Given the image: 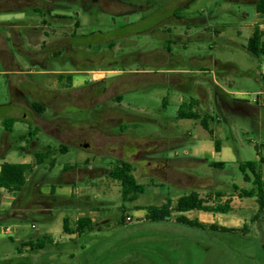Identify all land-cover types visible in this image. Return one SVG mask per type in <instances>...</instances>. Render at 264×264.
<instances>
[{
  "label": "rangeland",
  "instance_id": "obj_1",
  "mask_svg": "<svg viewBox=\"0 0 264 264\" xmlns=\"http://www.w3.org/2000/svg\"><path fill=\"white\" fill-rule=\"evenodd\" d=\"M121 1L131 6L123 14L117 12L122 8L114 0L102 1L110 4L109 10L99 3L92 5L89 13L81 12L78 5L69 6L66 10L72 14L78 11L82 28L77 32V41L87 46L90 44L91 53L108 51L111 43L116 44V50L107 60L113 62V66L98 67L105 70L95 76L88 74L90 82L93 78L101 79L113 75L114 70L110 69L109 73L106 68H137L135 55L152 54L168 46L173 63L162 68L178 71L176 78H196V83L193 84H199L206 89L202 93L206 103L204 111L216 117L212 125L224 145V152H215L213 139L198 121L177 119L179 105L188 100L189 92L171 85H141L123 95L121 108L135 117V120L125 123L129 125L128 132L134 140L153 137L156 145L145 150L147 158L167 162L168 168L176 176H190L195 180L172 179L168 174L170 171L162 170L161 167L158 171H151L145 166L143 173H140L134 165V175L139 183L145 185L146 191L136 202L124 204L120 184L108 178L107 172L97 173L94 175L96 177L92 174H78L72 185H60L58 182L63 181L60 178L63 167H66V171L86 170L88 165L84 162L89 161L96 170H110L117 162L114 158L125 159L126 156L102 157L86 149L70 147L67 153L55 155L57 165L53 172L49 171L48 162L38 167L31 178L32 182L28 183L23 192H19L18 197L23 196L22 201L25 203L34 183H41L38 188L40 196L50 197L52 185H56L54 188L57 191L53 192V196H57L59 201L74 200L76 206L67 207L63 203L54 205L52 210L55 219L52 222H46L40 213L31 212L28 213V220L13 218L0 223V227L10 226L15 230V227L30 228L35 224L41 232L50 229H59L62 232L65 211L74 213L73 221L79 214L89 216L95 219L100 230L95 229L73 243L61 246L62 262L69 263V254L73 252L77 258L80 257L77 263L73 261L75 264H264V214L258 213L257 201L252 196L255 180L251 170H248L249 180L246 182L244 174L238 168L240 164L248 161L258 162L264 156V152L260 151L264 145V108H259L260 112L254 114L251 113L252 110L248 112L246 109L224 108V117L218 122L222 107L219 102L215 109L212 94L214 82L225 86L229 92L237 94L238 98L250 102L261 99L259 92L264 89V55L256 57L245 49L254 32L251 24H264V13L257 15V0ZM26 12L34 22L41 21V18H36L30 11L21 13L0 8V32H7L9 25L18 20L27 21L28 18L24 17ZM55 27L52 24V28ZM169 28L170 33H167ZM214 29L220 30L218 36L213 34ZM69 30L72 31V28ZM51 39L53 40V36ZM193 58H213L222 64L232 63L239 74L230 73L222 81L218 72L220 69L210 65L206 73H200L202 69L199 62L193 64ZM156 60L162 61L159 57L154 59L155 62ZM33 68L35 67L29 63L25 71ZM58 68L55 62L49 67L50 70ZM64 68L72 69L69 64ZM38 71L40 68H35V73L25 76L24 84L18 87L24 95L34 96L38 91L35 84L46 87L47 90H51L53 84H56L55 76L39 75ZM14 77L5 73L0 64V142L6 133L4 121L19 114L11 108L16 103L12 95L17 88ZM84 81L85 77H77V84L81 85ZM103 99L106 97L103 96ZM204 111H201L203 115ZM86 114L87 112L70 109L63 116L77 125L78 121L85 119ZM101 121L103 123L100 126L109 133L118 131V127L112 128L115 125L112 121ZM28 127V123L17 122L13 132L9 133L10 148L5 157L7 162L19 164L27 157L24 152L29 149L31 138L22 139V132ZM33 128L31 125V129ZM38 139L40 145L34 150L35 154L44 151L48 146L57 147L56 141L45 132L39 131ZM192 157L200 159L201 163H188ZM231 157L236 162H227L224 169H213L208 165L219 160L228 161ZM138 158L137 156L134 160L140 162ZM128 160L132 161L130 158ZM143 166L144 163H141L142 168ZM261 171L264 173L263 167ZM71 190L75 192L73 196L69 193ZM77 191L79 192L76 195ZM192 191L198 192L202 197H207L210 191L222 192L221 197L212 194V203L230 204L232 209L228 214H218L213 224L236 231L213 232L182 227L176 224V213L164 225L149 224L145 219L146 211L136 210L137 207L162 205L167 197L175 203L180 196ZM78 206L81 211L77 213L75 209ZM202 214L204 215L200 211H192L189 218L198 220ZM128 217L132 219L131 222H128ZM204 224L212 225L210 222ZM11 236L14 237L0 231V260H8L6 264H29V254H19L20 243L11 240ZM61 236L66 237L62 234ZM62 237L59 235L56 238L63 244L66 241Z\"/></svg>",
  "mask_w": 264,
  "mask_h": 264
},
{
  "label": "flooded vegetation",
  "instance_id": "obj_2",
  "mask_svg": "<svg viewBox=\"0 0 264 264\" xmlns=\"http://www.w3.org/2000/svg\"><path fill=\"white\" fill-rule=\"evenodd\" d=\"M102 1L0 0V8L4 10L12 9L21 13L30 11L36 18H41L39 23L34 22L29 17L30 15H27L28 12H26L24 17L28 18L27 21L18 20L9 25L7 32H0V64L4 68L5 73L15 76L13 81L17 85V88L12 93L16 103L14 102L11 108L19 114L8 118H15L22 123L25 121L34 123L41 129V132H45L48 136L54 138L53 140L57 144L55 149L58 151L65 150L68 152L70 147H77L86 149L96 156L109 158H114L116 157L115 155L126 156L125 159H114L127 161H129V158L132 159L133 162H130L136 166L140 173H143L145 166L151 171H158L159 167H161L160 169L162 170L167 169L170 171H167L170 174V178L184 181L187 177L173 174L168 168L167 162H157L147 158L145 150L156 145L153 137L141 140H134L131 137L128 132L130 129L129 125L125 123L135 120V117L121 108L123 95L129 90L138 89L141 85L149 83L171 85L174 88L181 87L184 91L189 92L190 97L187 99L190 103L191 98L197 101L196 107L202 114L201 111L206 108V103L202 97V93L205 90L201 85L193 84L196 78H176L175 74L179 73L178 71L162 68L173 63L168 46L163 48L168 49L167 51L159 49L152 54L135 55L137 68L128 70L106 68L107 71L113 69V75L101 79L93 78L90 82L88 74L91 73L95 76L100 74L101 70H105V68L99 69L98 67L113 66V62L107 60L116 50V44L111 43L108 51H100L97 54L91 53L90 44L87 46L77 41V32L82 28V23L78 18V11L72 14V12L68 13L66 10L69 6L78 5L81 12L89 13L90 7L98 3L108 9L110 4H104ZM114 1H117L119 7L121 6L122 8L117 11L120 14L126 13L125 10L131 7L128 3L121 0ZM74 17H77V20H74ZM52 24H55L56 27L52 28ZM70 28H72V31L69 30ZM166 32L170 33V28ZM52 36L53 40L51 39ZM75 38L76 41H74ZM168 41H170V37ZM156 57L161 58L162 61L157 62L156 60L155 62L154 59ZM196 61L199 62L198 65L200 67L216 66V61L207 58H193V64ZM52 62L57 63L59 68L52 70L56 74L57 86L56 94L51 99L46 96L47 88L39 84H35L38 91L34 96L32 94H29V96L24 95L23 91L18 89L24 84V77L29 75L25 71L29 63L40 68H49ZM66 64H69L72 69H65ZM200 73L204 74L206 72L202 70ZM78 76L85 77V81L81 85L75 84ZM212 94L214 106L217 109L219 102L222 101V96L217 84L214 82ZM103 96L106 97L105 100ZM34 102L45 105L47 111L43 114L36 112L33 109ZM235 108L244 109V107L240 106ZM70 109L87 112V116L85 119L78 121L77 125L71 124V121L63 116ZM99 113L103 115L100 116L98 115ZM101 119L105 122L112 121L113 124L115 123L112 128L118 127V131L109 133L104 130L100 126L103 123ZM116 140L120 142H116ZM137 156L140 162L134 160ZM141 163H144L143 168ZM72 170L74 171V169L69 171ZM108 170H96L90 165V170L86 173L96 177L94 176L95 174L105 173ZM69 171L67 170V172ZM151 178L153 177L151 176ZM170 178H168L169 181Z\"/></svg>",
  "mask_w": 264,
  "mask_h": 264
},
{
  "label": "trees",
  "instance_id": "obj_3",
  "mask_svg": "<svg viewBox=\"0 0 264 264\" xmlns=\"http://www.w3.org/2000/svg\"><path fill=\"white\" fill-rule=\"evenodd\" d=\"M149 4V3H148ZM256 9L259 13H264V0H257ZM145 7H142L144 9ZM148 8V7H146ZM213 34L218 36L220 34L219 29H214ZM245 49L252 54L253 56L260 57L264 55V41L263 34L259 27H255L254 32L250 39L248 40V44ZM216 67L221 71H228L232 75L239 74L238 69L233 65L221 64L216 61ZM203 71H207L206 68L201 67ZM220 70L218 71L219 74ZM179 90H183L181 87ZM206 91V89H204ZM197 101L191 98V103L188 108H180L178 111L177 119L178 120H195L200 121L201 126L209 133L210 137L214 141L215 150L217 152L221 149L220 140L216 139L214 136V132L209 127V122H214L213 115L205 112L204 115L200 114L197 106ZM33 109L43 114L47 111L46 106L34 102ZM18 122L15 118H7L4 121L5 131L7 133H12L14 130L15 124ZM39 129L34 127L32 129V135H23L22 139L32 138L36 136ZM260 149L261 152H264V145ZM57 153H67L65 150L58 151L53 147H48L46 150L42 152H38L35 154L36 159V167H40L44 165L46 162L49 163V171L52 172L57 165V160L55 155ZM187 161V160H186ZM188 163H193L190 159L187 161ZM85 165H90L89 161L84 162ZM195 164V163H194ZM209 167L213 169H224L225 164L221 162H210L208 163ZM264 166V156H261L258 162L248 161L238 166L239 170L244 174V180L247 182L249 180L248 170H251V174L255 180V187L252 191V196L256 199L258 204V213L264 214V182L262 179L261 168ZM66 168V167H64ZM33 172V166L29 164H13V163H3L0 171V188L4 189H15L18 192H23L28 185V175ZM106 176L113 181H116L120 184L121 187V198L124 204L134 203L138 200L139 196L143 195L146 191L145 185L138 182L137 178L134 175V164L127 160H117V162L112 166L110 170L107 171ZM187 178L193 179L190 176H186ZM173 185L174 184H169ZM179 187V185H178ZM212 194H217L218 197L223 196L222 192H212L208 193L207 197H202L198 192L192 191L186 195L180 196L177 201L174 203L170 197H167L166 201L162 205H150L145 208L137 207L136 210H144L146 211V221L149 224H162L167 223L173 216L174 213L177 214L176 224L182 227H187L191 229H197L201 231L210 230L213 232H235V229H228L226 227H221L215 224L207 226L206 224L200 222L197 219H190L185 214L192 211H200L210 214H228L231 211L230 204H215L211 201ZM52 195L50 197H43L44 202L48 204H55L56 202L68 204L69 202H75L74 200H64L59 201L55 196ZM23 196H21L14 205V210L24 205ZM18 219V220H28L29 215L24 213H17L16 211H10L6 213L0 214V223L7 221L9 219ZM95 229L100 230V226L94 222L89 216H83L78 219L76 223L75 231L71 230L70 220H63V231L65 234L73 235L77 234L79 237L88 234ZM28 243H20V247L18 249L21 250L24 246H27ZM46 247V244L35 245L31 244V248L33 250H39Z\"/></svg>",
  "mask_w": 264,
  "mask_h": 264
},
{
  "label": "crops",
  "instance_id": "obj_4",
  "mask_svg": "<svg viewBox=\"0 0 264 264\" xmlns=\"http://www.w3.org/2000/svg\"><path fill=\"white\" fill-rule=\"evenodd\" d=\"M262 13H259L257 11V15H261ZM262 20H264V18H262ZM251 25H253V28L255 29V27H259V29L261 30L262 34H263V41H264V24H258V23H252ZM250 25V26H251ZM212 61L214 60L213 58H210ZM214 61H218V60H214ZM221 63V62H220ZM222 64V63H221ZM228 65H233L232 63H228ZM235 66V65H233ZM35 68H37V66H33ZM209 67V66H208ZM236 67V66H235ZM33 69H28L27 70V74H33L35 73ZM40 68V67H39ZM208 68H206L207 70ZM37 74L39 75H46V76H55L56 74L50 70L49 68H40V71L37 72ZM241 74V72H240ZM228 75H230L229 72H225L222 71L221 74H219V76L221 77L222 81H224L225 78L229 77ZM232 75V74H231ZM263 75H264V71H263ZM263 81H264V76H263ZM57 81V79H56ZM75 84H77V80L75 82ZM56 86H57V82L56 84H53V88L51 90H48L46 92V96L51 99V97H53L56 93ZM218 89L221 93L222 96V101L221 103V107H222V112H220V116L217 118V121L220 122L221 121V117L223 116V109L224 108H229V107H244V109H246L248 112L251 111V113H255V112H260L259 108H264V89L259 92V96H261V99L258 100H253L252 102L245 100L244 98H238L237 94L229 92L227 90V88H225V86L217 84ZM46 88V87H45ZM233 97H237L236 99ZM49 99H47V101H49ZM187 100V99H186ZM190 102L187 100L186 102L184 101L183 103H181V105H179V109L180 108H188ZM223 105V106H222ZM250 113V114H251ZM247 117H249V115H246ZM224 117V116H223ZM254 121L256 119V116L253 118ZM195 121V120H194ZM200 123V121H198ZM24 123H28L29 127L27 130L22 132V135H32V129H31V125H33L34 127H37L39 129L38 126H36L34 123L30 122V121H25ZM71 124H73L71 122ZM213 122H209V127L210 129L213 130L214 132V136L216 139L220 140L217 137V133H216V129L213 127ZM201 125V124H200ZM39 131H41V129H39ZM38 134L39 132H37L36 136L31 138L30 141V146L29 149L27 151H25L24 153L27 155V157L24 158L22 163L19 164H29L31 166H33V172L31 174L28 175V183L32 182L31 178L33 177L34 172L36 171L37 167H36V159H35V153L34 150L39 147L40 142L38 139ZM52 138V136H49ZM33 138H37L36 140ZM54 139V138H52ZM212 139V138H211ZM221 142V149L219 152H217L215 150V152H217L218 154H221L224 152V145ZM1 145V158L2 161H0V171H1V166L3 163H9L7 162L5 159L6 157V153L8 151V149L10 148V135L9 133H5L1 139L0 142ZM49 147V146H48ZM47 148V147H46ZM46 148H44V150H46ZM193 163H201L200 159H197L195 157L189 158ZM230 160L226 161V160H219V161H215L214 163L217 162H221L226 164L227 162H236L232 157L229 158ZM264 168V166H262ZM56 170V168L54 169ZM53 170V171H54ZM90 170V165L88 166V169L86 170H72L67 172L66 168H62L61 172L62 175L60 176L61 179H63V181L60 180V182H58L60 185H72L74 183V181L76 180V177H78L79 175H87V171ZM52 171V172H53ZM262 172V171H261ZM83 176V177H84ZM262 179L264 182V173H262ZM41 183H34V185H32V191L30 192L31 194L28 196L29 198H27L26 202L24 203V205L22 207H19L18 205L16 206L17 208L14 210V205L17 204L18 200H19V192L15 189H4V188H0V205L2 206L0 208V214L2 213H6V212H10V211H16L17 213H24L27 214L31 213V212H37L42 214L45 217L46 222H52L55 217L53 215V206L56 204H59V202H56L55 204H48L47 202H44L43 200V196H40V194L38 193V188L40 186ZM56 186V185H55ZM54 185H52V192H56L57 190L54 188ZM57 187V186H56ZM69 192V191H68ZM67 192V193H68ZM79 191L76 192V195L78 194ZM71 195L73 196L75 194V192L73 190H71ZM56 199L57 196H55ZM60 200V199H58ZM33 205H36L35 207ZM67 207L69 205L71 206H76V203L74 202H69L68 204H65ZM85 209V208H84ZM232 209V206H231ZM77 211V213L79 211H81L79 209V206L76 207L75 209ZM191 213V212H189ZM189 213H186L185 215L189 218ZM204 215H200L199 216V221L206 223V222H210V224H213V220L216 219L217 220V215L218 214H210V213H205L203 212ZM73 212H68L65 211L64 212V216H63V220L64 219H69L70 220V225H71V230L75 231L76 229V223L78 221L79 218L85 216L84 214L81 215L79 214L78 217L75 219V221H73ZM91 218V217H90ZM94 222L95 219L91 218ZM4 231V233L6 235H14L11 236V240L19 242V243H28L27 246H24L21 250H19V254H29L28 259L30 260L29 264H75L79 261L80 257L78 256V258L76 257L77 255L75 253H70L69 254V263L68 262H62V249L61 246L63 245H67V244H71L73 243L75 240H77L79 238V236L77 234H73V235H68L65 234L63 229L62 232L59 229H50L46 232H41L38 230L37 226L35 224H32L30 228H25V227H15V230L12 229V227L7 226V227H0V231ZM62 235H65L66 237H62ZM60 235V237H62V240H65V243H60L56 237H58ZM35 244V245H42L43 243L46 244V247L43 249H39V250H33L31 248V244ZM23 257V256H22ZM6 261L8 260H0V264H6ZM75 263H74V262ZM77 261V262H76Z\"/></svg>",
  "mask_w": 264,
  "mask_h": 264
},
{
  "label": "built area",
  "instance_id": "obj_5",
  "mask_svg": "<svg viewBox=\"0 0 264 264\" xmlns=\"http://www.w3.org/2000/svg\"><path fill=\"white\" fill-rule=\"evenodd\" d=\"M127 220H128V222H131L132 221V219L130 217H128Z\"/></svg>",
  "mask_w": 264,
  "mask_h": 264
}]
</instances>
